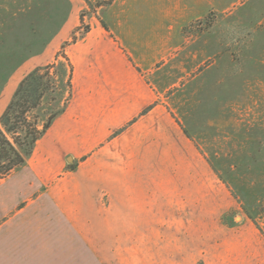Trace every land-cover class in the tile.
<instances>
[{"label":"rangeland","instance_id":"obj_1","mask_svg":"<svg viewBox=\"0 0 264 264\" xmlns=\"http://www.w3.org/2000/svg\"><path fill=\"white\" fill-rule=\"evenodd\" d=\"M22 125L0 264H264V0H0Z\"/></svg>","mask_w":264,"mask_h":264},{"label":"trees","instance_id":"obj_2","mask_svg":"<svg viewBox=\"0 0 264 264\" xmlns=\"http://www.w3.org/2000/svg\"><path fill=\"white\" fill-rule=\"evenodd\" d=\"M22 117L23 116H20L19 118L23 119ZM5 118H7V115H5ZM2 123L4 124V128L8 126L7 123ZM18 124L24 123L20 120L18 121ZM22 129L26 133L24 143L20 141V136L17 135L18 131H16V129H6L8 133L16 134V137L11 138L0 128V180L7 178L15 169L24 165L26 162L25 156H30L32 154L33 147L36 144L40 133L37 130L33 133L27 125H22ZM29 139L30 141H28ZM17 146L24 149V153H22ZM25 146L27 147L26 149L24 148ZM262 207L264 208V203L262 204Z\"/></svg>","mask_w":264,"mask_h":264},{"label":"crops","instance_id":"obj_3","mask_svg":"<svg viewBox=\"0 0 264 264\" xmlns=\"http://www.w3.org/2000/svg\"><path fill=\"white\" fill-rule=\"evenodd\" d=\"M143 29L141 25H132L130 29L120 30V33H122L124 36H121L128 39L129 37H133L132 40L133 43L136 45H133V43H130L131 48L135 47L138 54L143 52V48H146V45L149 43H146V38L144 34L142 33ZM120 38V37H119ZM146 44V45H145Z\"/></svg>","mask_w":264,"mask_h":264},{"label":"water","instance_id":"obj_4","mask_svg":"<svg viewBox=\"0 0 264 264\" xmlns=\"http://www.w3.org/2000/svg\"><path fill=\"white\" fill-rule=\"evenodd\" d=\"M71 160V159H70Z\"/></svg>","mask_w":264,"mask_h":264}]
</instances>
